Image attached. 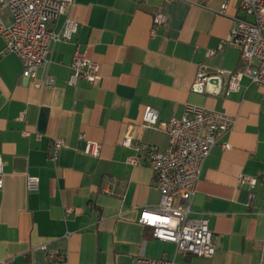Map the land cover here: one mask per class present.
<instances>
[{"label":"crops","instance_id":"0c3cea01","mask_svg":"<svg viewBox=\"0 0 264 264\" xmlns=\"http://www.w3.org/2000/svg\"><path fill=\"white\" fill-rule=\"evenodd\" d=\"M220 2L75 0L69 14L79 23L77 33L70 41L57 42L48 67L37 70L39 79L46 72L56 77L52 86L36 87L33 79L22 77L16 54H0V154L5 160L0 264H46L42 244L67 251L69 260L80 264H132L140 254L188 264H259L264 87L244 77L239 91H191L201 65L210 73L246 65L240 50L226 43L233 17L241 14L238 3L221 14ZM155 10L164 12L167 22L153 35ZM3 16L10 20L7 10ZM64 19L61 15L49 26L59 30ZM5 47L0 35V52ZM77 47L100 64L96 84L68 83ZM210 49L215 52L208 55ZM188 103L236 117L206 158L192 198L193 214L205 213L217 237L218 249L211 257L181 253L175 243L155 239L152 228L139 222L142 208L156 206L160 192L155 171L145 161L128 163L134 150L122 144L130 132L165 150L168 134L143 126L144 108L156 107L161 122L182 115ZM55 138L65 145L52 162ZM89 140L101 143L100 156L86 152ZM223 142L230 148L222 147ZM29 175L40 179L35 191L28 189ZM242 175L258 181L253 187L241 185Z\"/></svg>","mask_w":264,"mask_h":264},{"label":"built area","instance_id":"2783aa9c","mask_svg":"<svg viewBox=\"0 0 264 264\" xmlns=\"http://www.w3.org/2000/svg\"><path fill=\"white\" fill-rule=\"evenodd\" d=\"M219 12L226 14L232 2L238 3L241 14L233 17V25L226 43L240 50L241 59L246 63L244 69L233 70L218 68L214 73L201 65L191 85V91L205 93L211 77H219L222 87L228 91H239L242 79L247 77L250 83L264 87V0H220ZM75 0H0V35L6 41V47L0 54L11 52L22 61L24 79H33L36 87L52 86L56 77L48 72L38 78L37 70L47 68L50 54L57 42L70 41L77 33L79 23L71 17L69 10ZM9 12L6 21L3 11ZM65 16L59 30L49 26L51 21ZM152 34L157 27L165 25L167 15L155 10L152 14ZM215 51L208 50V55ZM72 73L68 78L70 85L85 80L96 84L100 79V64L89 57L88 53L77 47L71 62ZM25 113H21L23 119ZM159 110L146 105L143 112V126L164 129L168 134L165 150L143 142L127 132L122 144L134 150L127 162L140 165L144 161L155 171V184L160 192L156 206L142 208L139 222L152 228V237L176 244L181 253L200 257H211L217 249V237L210 228L209 218L205 213L193 214L192 198L197 191L204 162L220 137L234 127L236 117L218 109L188 103L184 113L173 115L167 121L160 122ZM29 136L30 132L25 131ZM40 136V134H38ZM65 140L55 138L51 142L49 157L56 162ZM230 143L223 142L222 147L230 148ZM101 143L89 140L86 152L100 156ZM5 160L0 154V190L4 187ZM258 177L242 175L241 185L253 187ZM38 176L29 175L27 186L30 191L39 188ZM250 198L254 197L252 192ZM73 209H67L71 212ZM46 252V264H80L69 260L67 251L48 250L46 244L39 246ZM132 264H188L173 258L148 257L140 254ZM259 264H264V238L260 247Z\"/></svg>","mask_w":264,"mask_h":264},{"label":"water","instance_id":"95a60500","mask_svg":"<svg viewBox=\"0 0 264 264\" xmlns=\"http://www.w3.org/2000/svg\"><path fill=\"white\" fill-rule=\"evenodd\" d=\"M222 89V81L219 77H211L206 86V92L217 95Z\"/></svg>","mask_w":264,"mask_h":264}]
</instances>
